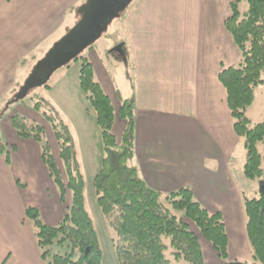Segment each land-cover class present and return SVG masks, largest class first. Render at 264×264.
Masks as SVG:
<instances>
[{
  "label": "crops",
  "instance_id": "1",
  "mask_svg": "<svg viewBox=\"0 0 264 264\" xmlns=\"http://www.w3.org/2000/svg\"><path fill=\"white\" fill-rule=\"evenodd\" d=\"M84 1L0 0V52L23 45L17 32L26 34L24 26L35 29V22L46 25L57 14L59 4ZM235 1L240 7L247 3L135 0L115 22L111 36L89 49L86 58L116 112L120 100H135L134 164L141 177L162 193L191 189L209 212L223 215L230 261L252 264L244 197L257 198L252 197L256 189L251 185L259 190L261 183L251 184L244 178L245 147L235 133L219 80L224 69L240 61V52L225 28ZM120 43H124L125 59L115 58L111 52ZM118 71L123 81L117 80ZM40 123L58 158L49 125ZM1 125L12 149L10 165L0 156V264H44L26 210L37 208L45 223L54 226L66 208L42 163L39 145L17 135L11 116ZM125 128L126 122L116 117L113 132L117 139ZM262 190L261 186L259 192ZM67 200L70 205L71 196ZM191 228L199 236L206 264H225L212 245Z\"/></svg>",
  "mask_w": 264,
  "mask_h": 264
},
{
  "label": "trees",
  "instance_id": "2",
  "mask_svg": "<svg viewBox=\"0 0 264 264\" xmlns=\"http://www.w3.org/2000/svg\"><path fill=\"white\" fill-rule=\"evenodd\" d=\"M240 5L239 1L231 4V15L225 21V28L240 52V61L237 66L224 69L219 80L235 133L246 150L244 178L249 182H260L264 178L261 152V148L264 149V118L253 123L247 110L255 101L257 88L264 86V0H247L245 12L241 11ZM85 52L76 59L82 61L79 84L95 113L104 148V159L95 176L94 187L98 205L116 233L114 247L119 264H172L168 252L176 261L206 264L199 236L191 226L212 245L223 263L249 264L230 261L228 235L221 213L209 212L189 188L162 193L151 188L141 177L134 164L135 100H120L116 112L96 80L93 65ZM40 59L35 53L22 59L19 67L36 64ZM35 100L33 110L41 113L49 124L58 146V158L46 140L43 125L15 114L11 118L12 126L20 138L39 145L42 163L58 191L61 204L65 206L68 193L71 195V203L57 225L45 223L37 208L26 210V219L34 231L43 262L103 264L98 234L86 207L85 180L71 131L57 119L53 107L42 97ZM5 115L0 113V120ZM116 117L126 122L119 141L113 132ZM10 149L0 137V156L8 165L11 163ZM19 186L25 187L20 183ZM244 209L253 251L252 264H264V192L257 198L244 197Z\"/></svg>",
  "mask_w": 264,
  "mask_h": 264
},
{
  "label": "rangeland",
  "instance_id": "3",
  "mask_svg": "<svg viewBox=\"0 0 264 264\" xmlns=\"http://www.w3.org/2000/svg\"><path fill=\"white\" fill-rule=\"evenodd\" d=\"M85 1L81 4L72 6H63L59 4L57 14L52 20L48 21L46 25L44 24L45 26L41 25L40 22H35V26H32L35 27L33 30L29 27L25 28L24 26L23 29L26 34L17 32V36H19L17 38H20V43L23 45L12 47L11 52H0V113H5L7 115V117H3V120H0V137L6 141L5 136L7 138V130H5L1 123L7 118L10 119V116L12 118L15 114L25 116L39 124H41V121L47 124L40 115L41 113L39 114L33 110V105L37 102L35 100L36 98L42 97L47 104L53 107L57 119L63 121L72 134L73 144L77 151L80 168L85 180L86 207L98 234L103 253V264H119L114 247L116 233L114 229L109 226L98 205L94 187L95 176L100 171L104 159V148L101 139V130L96 122L95 113L93 109H91L85 94L80 89L79 72L82 61L80 59L75 60L71 62L69 66L55 72L48 83L49 88L42 87L34 89L29 92L24 101L14 102L15 97L19 94L22 86L35 66L34 63L33 65H28L21 69L19 67V61L30 57L34 53L38 56L43 55V53L46 54L49 47H52L56 40L58 41L79 21L80 16L78 14V9ZM247 8L248 5L244 2L241 11L245 12ZM1 15L0 11V19H2ZM115 24L116 23H113L109 27L108 32L94 45L95 47L99 46L103 40L111 36L112 28ZM87 54L88 50L85 52V56ZM112 54L115 58L122 57L120 54ZM44 55L42 57H44ZM116 73L117 80L123 81L120 71ZM247 115L253 123H258L263 120V86L257 88L255 101L247 110ZM49 137L50 135L46 137V140L49 139ZM117 140L119 141V139ZM261 152L264 157L263 148H261ZM54 153L56 152L54 151ZM244 153H246L245 150ZM252 183L253 181L251 184ZM258 187L259 190L257 186L251 185V188L256 189V193L253 192L254 196L251 195L252 197H259L261 185L258 184ZM68 196H71L70 193H68ZM68 204L69 202H67L65 208ZM46 218H49V216ZM167 257L171 260L172 264H190L183 260H174L170 252L167 253Z\"/></svg>",
  "mask_w": 264,
  "mask_h": 264
},
{
  "label": "water",
  "instance_id": "4",
  "mask_svg": "<svg viewBox=\"0 0 264 264\" xmlns=\"http://www.w3.org/2000/svg\"><path fill=\"white\" fill-rule=\"evenodd\" d=\"M133 2L134 0H86L78 9L79 21L36 63L14 102L24 100L34 89L45 87L55 72L68 66L98 42ZM113 51L125 58L123 44L116 46ZM261 186L264 190V183Z\"/></svg>",
  "mask_w": 264,
  "mask_h": 264
}]
</instances>
